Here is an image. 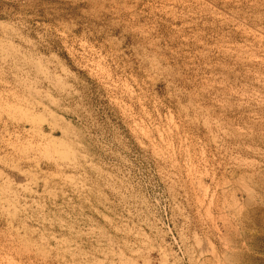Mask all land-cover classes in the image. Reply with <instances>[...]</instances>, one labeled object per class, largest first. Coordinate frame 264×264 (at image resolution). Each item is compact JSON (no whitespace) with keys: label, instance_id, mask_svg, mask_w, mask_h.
<instances>
[{"label":"rangeland","instance_id":"rangeland-1","mask_svg":"<svg viewBox=\"0 0 264 264\" xmlns=\"http://www.w3.org/2000/svg\"><path fill=\"white\" fill-rule=\"evenodd\" d=\"M0 264H264V0H0Z\"/></svg>","mask_w":264,"mask_h":264}]
</instances>
